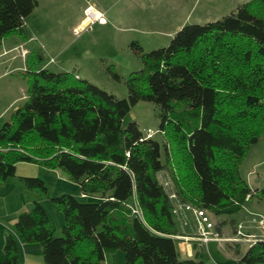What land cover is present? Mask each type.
I'll return each instance as SVG.
<instances>
[{"label":"trees","instance_id":"1","mask_svg":"<svg viewBox=\"0 0 264 264\" xmlns=\"http://www.w3.org/2000/svg\"><path fill=\"white\" fill-rule=\"evenodd\" d=\"M38 4L0 0V48L14 36L33 39L26 20ZM130 47L143 68L127 79L125 99L74 72L48 70L42 49L26 55L28 98L0 129V182L47 195L42 180L16 175L19 163L37 164L63 171L93 200L52 199L64 217L60 236L33 202L7 235L0 264H18L21 244L40 245L44 264H106V253L119 250L124 264H206L202 250L189 258L179 251L176 199L211 220L225 217L214 223L219 233L225 225L236 230L234 218L248 201L264 200V188H251L240 172L264 135V0L187 25L167 47ZM109 71L120 81L113 66ZM139 102L159 110L164 158L160 142L136 122L123 126ZM235 253L238 264H264V239Z\"/></svg>","mask_w":264,"mask_h":264},{"label":"rangeland","instance_id":"2","mask_svg":"<svg viewBox=\"0 0 264 264\" xmlns=\"http://www.w3.org/2000/svg\"><path fill=\"white\" fill-rule=\"evenodd\" d=\"M248 1L251 0H38V7L26 20L33 39L26 43L14 36L6 40V48H0V129L28 98L25 73L29 52L42 49L48 70L79 72L82 80L125 99L129 94L127 79L143 68L141 58L130 47L132 42H137L144 52L167 47L172 37L185 26L219 20ZM85 9L93 11L94 15L98 13V18L92 23L81 24L90 12ZM99 17L103 21H99ZM7 50L10 51L3 54ZM111 66L120 81L110 73ZM184 108L178 107V113L181 114ZM129 122H136L146 138L149 131L153 133L152 138L160 142L164 158L166 136L159 130L161 121L157 107L151 102H139L124 117L123 126ZM240 172L251 188H264V135L251 147ZM16 175L38 178L45 183L47 195L34 191L41 201L33 202L45 208L58 236L64 217L52 199L69 194L82 202L93 200H84L79 184L61 170L19 163ZM162 181L170 189L167 177L164 176ZM132 208L136 213L137 208ZM215 219L212 217L214 227ZM235 219L239 220V215ZM225 226L231 229L230 225ZM221 239L220 244L217 242L205 248V263L238 264L235 248L226 245L233 242ZM114 252L121 255L124 264V253L121 250Z\"/></svg>","mask_w":264,"mask_h":264},{"label":"crops","instance_id":"3","mask_svg":"<svg viewBox=\"0 0 264 264\" xmlns=\"http://www.w3.org/2000/svg\"><path fill=\"white\" fill-rule=\"evenodd\" d=\"M86 11L87 9H85V12ZM86 19L87 18H85L81 22V24L86 23V21H88ZM5 42L6 40L3 41L1 48L3 47L6 48ZM8 51L10 50L4 51L3 54L7 53ZM76 75L80 79H82L81 78L82 76L79 72H77ZM252 188L254 189L258 187H252ZM33 201H39V202L41 201L38 198L37 193H35L34 191L27 190L18 183L0 182V261L4 256V245L7 235L9 234L15 235V223L17 221L19 214L22 213L23 211L28 210L31 207ZM238 215H239V220H236L235 218L234 219L236 220L237 228L239 226L242 227L241 229L242 233L249 235L251 237H262L264 235L263 231L258 227V225L253 222L254 219H258L259 217L264 216V200L248 201ZM215 218H216L215 222L217 220L224 221L226 219L225 217H219V218L215 217ZM177 222L180 229V235H178L177 237L182 236V237L192 238L193 230L196 229V220L194 215L190 212L186 213V219H182L181 217L177 219ZM237 228L236 230H232V228L228 230V227L224 226L222 228V233L219 232L218 233L221 235L222 238L226 239V242L228 243L229 242L228 240L234 239L236 237ZM175 239L177 240V238ZM177 243L180 253L184 257L189 258L192 257L195 254V252L198 250H202L204 253L205 248L208 247V245L216 244L217 242L216 241L210 242L206 246L200 244V246L201 247L203 246L202 248L204 249H200L201 248L200 246L198 247V249H195L194 245L197 244V242L190 239H188L187 241L179 240ZM218 243L220 244V242ZM226 245L231 249L236 248L237 246L241 251L243 250L242 247L246 245L245 246L246 248L242 252H246L250 248L249 242H239V243L233 242L231 244H226ZM220 249L222 248L220 247ZM18 264H44L41 246L37 244H33V245L21 244ZM106 264H122L121 255L118 252L106 253Z\"/></svg>","mask_w":264,"mask_h":264},{"label":"built area","instance_id":"4","mask_svg":"<svg viewBox=\"0 0 264 264\" xmlns=\"http://www.w3.org/2000/svg\"><path fill=\"white\" fill-rule=\"evenodd\" d=\"M88 11V10H87ZM97 19V16L94 14L87 17L88 22L92 23L93 20L95 21ZM103 21V20H99ZM148 138L153 137V133L149 131ZM165 184V183H164ZM166 186V184H165ZM171 198L176 199L175 195H171ZM192 213L196 220V229L193 230V237H176L177 240L187 241L188 239L194 240L197 243L201 245H208L210 242L216 241L220 242L221 236L219 233L216 232L215 227L212 223V220L210 219L209 215L206 213V211L202 209H198L190 204H184L178 199L175 201V208H174V215L178 218L186 219V213ZM137 214H141L138 209H136ZM253 222L258 225V227L263 231L264 233V216L259 217L258 219H254ZM242 227L239 226L236 231V237L234 239L228 240L229 242L239 243L242 241L249 242L250 245H253L257 239V237H251L249 235H246L242 233L241 231ZM264 239V235L260 237Z\"/></svg>","mask_w":264,"mask_h":264},{"label":"bare ground","instance_id":"5","mask_svg":"<svg viewBox=\"0 0 264 264\" xmlns=\"http://www.w3.org/2000/svg\"><path fill=\"white\" fill-rule=\"evenodd\" d=\"M89 10V9H88ZM90 11V12H89ZM88 12H89V14H88V16H90V15H92L93 14V11H91V10H89ZM95 16H99L98 14L97 15H95ZM98 18V17H97ZM99 20H103V18L102 17H99ZM87 24V23H86Z\"/></svg>","mask_w":264,"mask_h":264}]
</instances>
